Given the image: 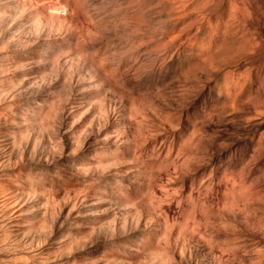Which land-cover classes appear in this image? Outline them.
Masks as SVG:
<instances>
[{
  "label": "bare ground",
  "instance_id": "6f19581e",
  "mask_svg": "<svg viewBox=\"0 0 264 264\" xmlns=\"http://www.w3.org/2000/svg\"><path fill=\"white\" fill-rule=\"evenodd\" d=\"M116 2L122 40L102 39L94 0H0V264H264V43L247 0ZM148 61L175 63L183 122L131 85ZM231 117L252 127L242 148L203 166L208 127Z\"/></svg>",
  "mask_w": 264,
  "mask_h": 264
},
{
  "label": "rangeland",
  "instance_id": "374dc122",
  "mask_svg": "<svg viewBox=\"0 0 264 264\" xmlns=\"http://www.w3.org/2000/svg\"><path fill=\"white\" fill-rule=\"evenodd\" d=\"M98 5L95 7H93V8H97V7H100V8H97L96 10H94L93 8H92V12L93 13H97V15L99 14V16H105L106 17V20H107V26L104 28V29H102V31H100L101 33V35H102V39H107V38H109V39H113V36H114V39H116V40H120L121 39V35H123V28L125 27L124 25H123V21H122V17L120 16V13H118V11H116L117 10V8H118V6H117V2H116V0H94ZM99 1V2H98ZM111 1V2H110ZM252 1L253 0H251L250 1V3H249V0H247V2H248V7H249V11H250V18L249 19H247L248 20V23H249V25H250V27L252 28V33H254L255 35V37H258L259 38V40H263V42L262 43H264V0H254L253 1V3L255 4H257V6L255 5V6H253V4H251L252 3ZM113 2V3H112ZM116 3V5H115V3ZM106 3V4H105ZM111 4H113V5H111V7H109ZM251 4V5H250ZM107 5V6H106ZM104 6H105V8H104ZM252 7V8H251ZM254 7V8H253ZM103 8V9H102ZM257 8V9H256ZM104 9H106V10H104ZM252 9V10H251ZM100 10H102V11H100ZM104 10V11H103ZM114 10V11H113ZM261 10V11H260ZM116 11V12H115ZM253 12V15H252V17H251V14H252V12ZM100 12V13H99ZM102 12V13H101ZM113 12V13H112ZM115 12V13H114ZM107 13V14H106ZM111 14H113L112 16H114V17H112L111 16ZM107 15V16H106ZM108 17L110 18L109 20H108ZM113 19V21H111ZM119 19V20H118ZM120 21V22H119ZM122 21V22H121ZM118 24V25H117ZM262 24V25H261ZM113 25V26H112ZM112 26V27H111ZM106 28H107V30H106ZM113 30V31H112ZM254 31V32H253ZM257 33V34H256ZM120 34V35H119ZM106 35V36H105ZM108 36V37H107ZM261 38V39H260ZM122 40V39H121ZM118 43V42H117ZM117 43H115V44H113L114 46H112L111 44H108L107 46H105L106 47V49L108 50V51H111V49H112V51L111 52H114V53H116L117 52V50L119 51V49H120V46H122L123 45V43H121V45H120V43H118L119 44V47H118V44ZM117 44V45H116ZM112 47H111V46ZM109 46V47H108ZM118 48H117V47ZM114 48V49H113ZM263 48H264V45H263ZM110 49V50H109ZM114 50V51H113ZM149 63L147 64L146 63V67L145 66H143L144 68H143V70H141L140 69V74L139 75H137V76H135L133 79H132V81H131V85H133V86H136V88L137 87H140V88H147V89H149L150 90V88L151 89H153V90H156V89H158V90H160V95H161V102H162V100H163V104H168V103H170V104H174V106H170V104L169 105H167L166 107H165V105H164V107L166 108V110L167 111H171L172 112V114H173V112H175L176 114H178V117H180V118H182L181 119V122H183V120H185V116H186V113H188V112H192V110L190 109V104H192V102H193V99H192V97L190 98L189 96L187 97L186 95H181L182 97L183 96H185V97H183L182 98V100H181V97H180V95L177 93V91H178V89L179 88H177V78H175L176 76V74H173V69H172V67H174L172 64H175V63H169V64H167L166 66H165V68H163V70L161 71V73H159V74H152V72L150 71V68H151V66H152V62H150V61H148ZM151 65V66H150ZM175 72V71H174ZM153 75V76H152ZM139 78V79H138ZM161 80V81H160ZM136 82V83H135ZM154 82V83H153ZM168 82V83H167ZM150 83V84H149ZM142 84V85H141ZM155 85V86H154ZM167 85V86H166ZM147 86V87H146ZM154 88H156V89H154ZM146 89V90H147ZM158 90H156L157 92H158ZM165 91V92H164ZM166 91H167V93H166ZM170 91V92H169ZM162 93H164V94H162ZM177 94V95H176ZM157 95H159V94H157ZM179 95V96H178ZM165 96V97H164ZM160 96H158V98H159ZM179 98V99H178ZM186 98V99H185ZM187 98L189 99L188 101H190L188 104L187 103H184V101L185 100H187ZM183 99H184V101H183ZM192 99V100H191ZM192 101V102H191ZM176 103V104H175ZM178 103H180V105L178 104ZM179 106H182V108L181 107H178V105ZM186 104V105H185ZM185 105V106H184ZM189 107H188V106ZM168 106L169 107H171V108H173V109H171V108H168ZM184 106V107H183ZM186 108V109H185ZM189 108V109H188ZM188 109V110H187ZM174 110V111H173ZM187 112H186V111ZM183 111H185V112H183ZM185 113V114H184ZM189 113V114H190ZM175 114V115H176ZM174 115V114H173ZM174 115V117H175V119H177L176 118V116ZM188 115V114H187ZM184 117V119H183V117ZM180 118H179V120H180ZM233 118H235V117H231V118H229L231 121H228L229 119H221L222 121H220V120H217L218 121V123H217V121L215 120L211 125H210V127H208L209 128V132H210V137L211 136H213L212 137V140H211V142H210V144L215 140V142H213L212 144H213V146L212 145H210V147H209V149L211 148V150L212 151H210V150H208V154H207V156L205 157L206 158V162H204L203 161V166H204V164L207 166V165H209V163H210V165H212V164H214V166L215 165H218L221 161V159L219 158L222 154H224V153H226L227 152V150L228 151H230V150H233V149H235V148H237V149H239L240 148V146L243 144V141L245 140V137L247 136V134H249L251 131L250 130H252L251 128H250V125H245L246 127H241V126H243V124L241 125V123L240 124H238L239 122H238V120H236V118H235V120H233ZM179 120L177 121V122H179ZM227 120V121H226ZM224 121V122H223ZM181 122H179V123H181ZM227 122V123H226ZM238 122V123H237ZM216 125V126H215ZM240 125V126H239ZM218 126V127H217ZM240 127V128H239ZM227 131V132H226ZM249 131V132H248ZM207 132H208V129H207ZM247 133V134H246ZM246 134V135H245ZM208 135H209V133H208ZM244 137V138H243ZM223 140V141H222ZM215 143V144H214ZM240 144V145H239ZM224 145V146H223ZM213 147V148H212ZM235 147V148H234ZM233 148V149H232ZM241 148H242V146H241ZM227 149V150H226ZM230 149V150H229ZM225 150V151H224ZM210 151V152H209ZM212 152V153H211ZM221 152H222V154H221ZM224 152V153H223ZM221 154V155H220ZM209 155V156H208ZM219 155V156H218ZM208 157H210L209 159H208ZM208 159V160H207ZM222 160H223V155H222ZM208 162V163H207ZM218 163V164H217ZM207 167H210V166H207ZM212 167V166H211Z\"/></svg>",
  "mask_w": 264,
  "mask_h": 264
}]
</instances>
